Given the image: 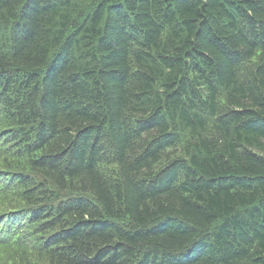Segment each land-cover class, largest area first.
<instances>
[{"label":"trees","instance_id":"16d2710c","mask_svg":"<svg viewBox=\"0 0 264 264\" xmlns=\"http://www.w3.org/2000/svg\"><path fill=\"white\" fill-rule=\"evenodd\" d=\"M0 264H264V0H0Z\"/></svg>","mask_w":264,"mask_h":264}]
</instances>
